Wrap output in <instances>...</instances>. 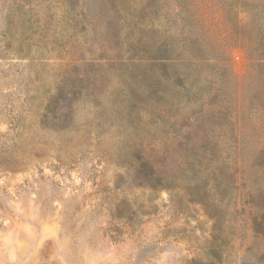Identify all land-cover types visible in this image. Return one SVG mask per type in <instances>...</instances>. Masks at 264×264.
<instances>
[{"label": "rangeland", "instance_id": "1", "mask_svg": "<svg viewBox=\"0 0 264 264\" xmlns=\"http://www.w3.org/2000/svg\"><path fill=\"white\" fill-rule=\"evenodd\" d=\"M0 264H264V0H0Z\"/></svg>", "mask_w": 264, "mask_h": 264}]
</instances>
